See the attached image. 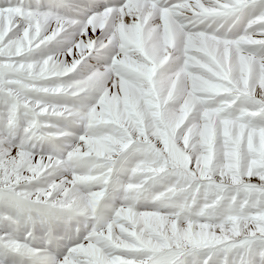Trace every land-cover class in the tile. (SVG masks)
Returning <instances> with one entry per match:
<instances>
[{"label":"snow or ice","instance_id":"snow-or-ice-1","mask_svg":"<svg viewBox=\"0 0 264 264\" xmlns=\"http://www.w3.org/2000/svg\"><path fill=\"white\" fill-rule=\"evenodd\" d=\"M0 264H264V0H0Z\"/></svg>","mask_w":264,"mask_h":264}]
</instances>
